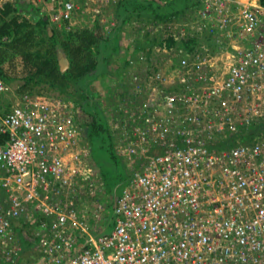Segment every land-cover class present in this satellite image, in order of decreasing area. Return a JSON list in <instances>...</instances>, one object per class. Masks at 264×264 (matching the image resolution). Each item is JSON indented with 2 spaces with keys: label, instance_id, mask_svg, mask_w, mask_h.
Segmentation results:
<instances>
[{
  "label": "built area",
  "instance_id": "built-area-1",
  "mask_svg": "<svg viewBox=\"0 0 264 264\" xmlns=\"http://www.w3.org/2000/svg\"><path fill=\"white\" fill-rule=\"evenodd\" d=\"M30 2L70 28L80 0ZM197 16L216 49L139 55L118 148L136 168L112 208L64 101L0 76V264H18L24 217L35 264H264V3L203 0Z\"/></svg>",
  "mask_w": 264,
  "mask_h": 264
},
{
  "label": "trees",
  "instance_id": "trees-1",
  "mask_svg": "<svg viewBox=\"0 0 264 264\" xmlns=\"http://www.w3.org/2000/svg\"><path fill=\"white\" fill-rule=\"evenodd\" d=\"M112 7L114 23L109 27L93 19L66 29V25L58 27L40 13L30 0L8 1L0 9V38L6 37L0 41V76L8 83L21 82L15 90L19 95L58 92L90 116L86 134L92 159L100 167L104 188L117 198L133 172L124 171L123 159L127 157L118 149L126 138L118 140L109 123L110 117L105 115L90 88H94L96 80L108 75V81L119 79L126 85L123 96L132 98L131 76L140 70L137 61L141 53L149 63L155 58L156 48L171 49L179 43L196 46L198 35L186 34L184 39L171 27L187 15L196 18L203 0H116ZM156 24L159 28L154 30L152 25ZM131 25L133 31L129 30ZM124 40L128 42L125 44ZM123 49L127 57H122ZM61 51L69 62L64 69L60 63ZM115 63L117 70L111 67ZM261 126L263 123H253L240 139H254L260 134ZM236 139L229 138L228 146H234ZM21 223L23 227L17 228ZM27 227L34 229L25 217L16 225L22 244L18 264H35L38 257L34 247L39 235L26 232ZM24 257L26 262L21 261Z\"/></svg>",
  "mask_w": 264,
  "mask_h": 264
},
{
  "label": "rangeland",
  "instance_id": "rangeland-1",
  "mask_svg": "<svg viewBox=\"0 0 264 264\" xmlns=\"http://www.w3.org/2000/svg\"><path fill=\"white\" fill-rule=\"evenodd\" d=\"M87 0H80L79 2V7H78V12L76 14V20L73 22L74 25L76 24H83L85 22H92L93 19L95 20H99L102 24H104L106 27H109L111 25H113L114 20L112 18V13H113V7L112 4L116 1V0H90L89 4H88V9H86V5L85 2ZM41 6V5H40ZM39 5H37V7L40 10V13L43 12L42 10V6L40 7ZM202 7H200L201 9ZM98 9V10H96ZM199 9V10H200ZM199 10H197V14L199 12ZM196 14V18L191 17L190 15H187L186 17H184L180 22L175 23L171 28V30L175 31L176 33H178V35L181 38L186 39L185 37L189 34V35H193L195 36L198 35L197 39H198V43L196 45H199L201 47V45L203 43L207 44L208 49L214 50L216 48H214L215 46V42H218V39L220 38V34L221 32H219V30L217 28H212L209 24V22H205V23H201V25H199L200 22H197V20L199 19L198 16ZM52 21V20H51ZM53 22V21H52ZM54 24H56L58 27H64V25L62 23H57L54 22ZM203 24H205V27ZM199 25V26H198ZM73 26V25H72ZM210 26V27H208ZM152 27L154 28V30L159 28V24L156 25H152ZM200 27H202L201 29H199ZM67 29V27H65ZM129 30L133 31V26H129ZM187 34V35H186ZM186 35V36H185ZM130 39V38H129ZM128 41L124 40V43L126 44ZM194 46L191 45V47H187L186 45L183 46L180 45V43L177 45V47H174L173 49L175 50L174 52L178 54L179 50H191L193 49ZM177 50V51H176ZM194 50V49H193ZM122 57H127V51L126 49L122 50ZM182 51H179V53H181ZM170 59V58H169ZM169 59L166 60V65L168 67L169 64ZM176 59V57H175ZM117 63L113 64L111 67L115 70H117V66H115ZM120 64V63H119ZM164 64V66H165ZM166 69V66H165ZM105 79V80H104ZM108 75L104 76L102 79H98L94 82V88H90V91L93 92V95L97 101V103H99V105L101 106V109L103 110V112L105 113V115H107L108 117H110V120L113 119L112 121L114 122V132L115 135L118 138V140L120 138H123L125 136V138H128L129 136L126 137V133H124L125 129L124 126L122 125L123 123V119L124 118V112L122 113L121 107H123V104L127 101L130 102L131 99H129V96H123V92L127 89L126 85L120 83L119 79H113L112 81H108ZM119 81V82H118ZM21 82L19 81H14L12 83H9L12 87V89L15 90L17 89V87L20 85ZM111 88V89H110ZM132 92L134 90V87H131ZM31 95V94H29ZM32 95H35L37 97H41V98H59L62 99L66 105V108L72 113L73 117L75 118L76 122L79 124L81 130H82V134H81V140H82V144L85 145L91 153V149L90 146L88 144V139H87V134H86V126L88 125V123L90 122L91 118L89 115H87V113L85 112H81L80 108L77 107V105L75 104V102L73 100H65L63 99V97H65L66 95L64 94H60L58 92H54V91H49L46 92L44 94H39L37 92L33 93ZM2 103H6V101L4 100ZM122 121V122H121ZM124 163H125V167H124V171L126 172H130L133 171L134 168H136L134 166L133 163H131L130 160H128V158L123 159ZM89 166L91 168V178H94L96 180H100V176H99V171H100V167L97 165L96 162L93 161V159L90 160ZM108 189V188H107ZM101 196L108 202L109 204V208H112L114 205V201H115V195L113 193H109L105 188L103 190V192L101 193ZM114 197V198H113ZM27 230H25L26 232L29 231L30 233L33 231L32 228H30L28 230V227L26 228ZM39 242H37L36 247H34V249H36V254L38 253L37 250L40 252L39 249ZM22 262H26V257H24V259L21 260ZM20 262V263H22ZM27 264V263H25Z\"/></svg>",
  "mask_w": 264,
  "mask_h": 264
},
{
  "label": "water",
  "instance_id": "water-1",
  "mask_svg": "<svg viewBox=\"0 0 264 264\" xmlns=\"http://www.w3.org/2000/svg\"><path fill=\"white\" fill-rule=\"evenodd\" d=\"M60 63L62 65V68H66L69 64L68 59L63 55V52H60Z\"/></svg>",
  "mask_w": 264,
  "mask_h": 264
}]
</instances>
